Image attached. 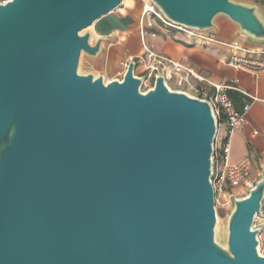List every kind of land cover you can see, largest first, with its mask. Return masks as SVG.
Returning a JSON list of instances; mask_svg holds the SVG:
<instances>
[{"label": "water", "instance_id": "1", "mask_svg": "<svg viewBox=\"0 0 264 264\" xmlns=\"http://www.w3.org/2000/svg\"><path fill=\"white\" fill-rule=\"evenodd\" d=\"M125 0L0 3V264H264L255 227L264 176L233 200L218 239L212 104L81 71L107 37L89 31ZM171 24L217 32L227 18L264 44L259 4L150 0Z\"/></svg>", "mask_w": 264, "mask_h": 264}, {"label": "crops", "instance_id": "2", "mask_svg": "<svg viewBox=\"0 0 264 264\" xmlns=\"http://www.w3.org/2000/svg\"><path fill=\"white\" fill-rule=\"evenodd\" d=\"M244 2L259 4L264 13V0H246ZM119 15L109 17L100 26L99 37H107L111 41L104 44L103 54L91 62L88 70L104 74L107 80L122 79L125 69L122 63L131 58L141 59L138 67L146 70L150 63L148 49L152 53L167 57L185 67L192 68L201 77L210 82L232 86L228 94L235 109L241 112L250 105L247 124L243 130L230 134V154L228 162L231 166L244 160L250 162L249 176L243 183L238 195H244V189L253 186L264 176V76L256 80L250 74L228 66L231 50L226 46L238 41L249 51H264V44L251 42L239 34L237 26L227 18L216 21L218 26V44L203 45L186 34L168 28L162 23L146 20L143 7H138V0H125ZM195 85L213 95L215 89L208 84ZM225 136L222 126L220 138Z\"/></svg>", "mask_w": 264, "mask_h": 264}, {"label": "built area", "instance_id": "3", "mask_svg": "<svg viewBox=\"0 0 264 264\" xmlns=\"http://www.w3.org/2000/svg\"><path fill=\"white\" fill-rule=\"evenodd\" d=\"M8 0H0L1 4H5ZM147 1V2H146ZM144 16L155 15L160 22L174 30L186 34L203 45L218 44L216 32H198L188 30L183 27L175 26L168 22L160 12H156V8L152 5L150 0H144ZM232 52L231 57L227 61V65L237 70L246 72L253 76L256 80H259L264 76V51H249L244 49L238 41L226 45ZM150 63L147 64L145 72L149 80L154 81L155 76L163 74L165 76L168 85L177 90L188 92L189 94L208 100L213 108L215 116L218 120V134L215 143L214 159V175H213V187L215 191V199L217 205L223 207L232 208L233 200L238 197L246 196L248 190L252 187L244 189V195H238L235 190L243 187V183L249 176L250 162L244 160L240 164L231 166L228 162V156L230 154V134L236 130H243L247 124V115L251 106H244L241 112L235 109L234 103L230 98L228 91L235 89L232 86L217 85L209 80L199 76L194 69L183 66L176 63L173 60L159 56L148 49H146ZM131 60H135L131 58ZM137 66L141 64V59H136ZM122 63V67L126 70L128 63ZM205 83L215 89L213 95L209 94L206 90L199 89L194 84ZM225 127V136L220 138L221 128ZM264 212V201H263ZM264 227V217L258 218L255 227ZM260 240V252L264 256V230L259 235Z\"/></svg>", "mask_w": 264, "mask_h": 264}, {"label": "rangeland", "instance_id": "4", "mask_svg": "<svg viewBox=\"0 0 264 264\" xmlns=\"http://www.w3.org/2000/svg\"><path fill=\"white\" fill-rule=\"evenodd\" d=\"M235 1L244 2L246 0H235ZM128 2H130V0H128ZM144 6H145L144 0H138V7H143V9H144ZM122 8H123V6L119 9H117L116 11L111 12L109 15L103 17L93 27H91L89 29V31L92 33V35L94 36L95 39L98 38V36H99L101 24L104 21H106L109 17L117 15V14L119 15L118 11ZM155 10H156V12H158L157 9H155ZM144 17L146 20H151L152 22L154 21V22H157L159 24L161 23L160 20L155 15L150 14V15H145ZM220 20H224L223 17H221ZM90 64H91V62L87 58H85L83 66L81 67V71L84 72V70H88L90 68ZM136 75L140 76V77H146V80H145V82L141 88L142 92H146L148 89H150L153 86V81L149 80L147 77V73L145 71H143L142 69H140L138 66L136 68ZM241 191H236V193L239 194ZM215 208H216V213H217V218H218V223H217L218 239L223 241V240H225V238L228 234V220H229V215H230L232 208L230 209V208L223 207L222 205H217V204H216Z\"/></svg>", "mask_w": 264, "mask_h": 264}, {"label": "bare ground", "instance_id": "5", "mask_svg": "<svg viewBox=\"0 0 264 264\" xmlns=\"http://www.w3.org/2000/svg\"><path fill=\"white\" fill-rule=\"evenodd\" d=\"M125 2V1H124Z\"/></svg>", "mask_w": 264, "mask_h": 264}]
</instances>
